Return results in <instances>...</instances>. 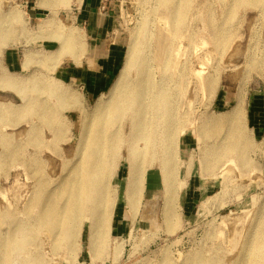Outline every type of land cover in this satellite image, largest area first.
Listing matches in <instances>:
<instances>
[{"label":"rangeland","instance_id":"rangeland-1","mask_svg":"<svg viewBox=\"0 0 264 264\" xmlns=\"http://www.w3.org/2000/svg\"><path fill=\"white\" fill-rule=\"evenodd\" d=\"M96 1L98 5L100 3L98 13L108 27L107 32L100 34L99 41L93 46L82 39L85 44L82 56L89 54L95 61L94 66L88 65L93 73L98 74L106 68L109 70V76L118 73L126 62L132 40L141 36L140 25L146 16H149L148 39L152 42L149 44L148 53L153 56L157 50V41H161L166 46L160 55L167 61L171 55L170 47L173 41L178 40L180 32H172L159 19L163 16L159 14L157 0ZM59 2L60 0L57 6L53 3L50 12L44 13L40 22L42 35H39L43 41L33 46L34 50L44 47L49 50L55 49L56 40L47 35L46 31L52 33L71 29L81 32V27L73 22V12L65 8L59 11ZM230 2L231 0H189L187 3L189 10L182 30L184 39L180 57L185 65L174 67V62H169L170 68L164 71L162 66L152 65L156 80L159 81V78L168 75L174 80V87L177 90L183 78L187 88L185 100L187 113L185 112L181 123L184 121L190 125L197 122L199 127L207 117L223 118V129L211 133L210 138L201 136V142L194 140L182 145L181 149H176L177 162L179 164L182 162L181 179L186 181L187 176L189 179L187 178L186 192L176 195L177 217L173 218L172 232L167 230V225L163 221L161 185L157 189L160 194L157 200V220L153 221L150 215L143 213L152 201H155L150 193L146 197L143 196L137 211H130L127 207L124 181L126 163L121 162L123 160L121 158L116 160L113 169L111 186L115 205L103 244L95 247L92 253L89 251L87 223L82 225L76 238H67L64 231L59 234V227L52 232L51 228L46 226L41 233L36 232L37 237L33 235L36 242L29 241L23 251L9 254L8 264H213L216 261L218 264H247L248 254H251L247 246L261 232L264 224V21L258 18L256 11L237 8L229 10ZM13 8L19 10L20 16L11 24L9 12ZM50 20L51 24L48 23ZM26 21L27 15L19 4L0 0L2 23L0 29L13 27L19 36L7 46L0 44V73L6 67L10 72L21 74L19 76L25 77L23 79L30 78L27 102L34 106L40 104L42 107H52L62 92L56 89L53 94L51 91L36 90L42 85L40 83L42 75L48 73L49 69L34 64L29 66L30 70L22 72L9 62V68L5 65L1 67L7 58L22 64L27 39L21 30L22 27H27ZM215 30L223 31L227 38L222 47L212 43V33ZM48 38L51 41L46 40ZM123 38L126 39L125 43H122ZM203 41L206 45L202 43ZM171 58H174V54ZM81 62L85 67V63ZM137 69L138 67L131 70V78L136 75ZM197 70H201L202 77L208 82L206 86L201 85L195 76ZM49 75L53 76L48 73V77ZM109 87L103 93L104 98H107ZM84 90L81 87L76 91L83 94ZM98 98L99 95L88 102L83 100L82 105L89 111L88 113L93 112ZM239 101H242L244 106L243 118L246 129L251 131L253 144L256 146L247 147L242 142L239 148L242 156H236V152L233 151L230 154L231 161L220 169L223 173L215 177L217 171L211 173L207 168L203 171L201 162L208 161V157L217 154L215 149H220L215 145L229 141L228 135L235 126L232 119L233 109ZM0 103L22 105L16 95L3 92L1 89ZM50 107H47L48 111L54 110ZM69 119L73 126L69 127L66 137L61 138L57 135V130L62 120ZM81 119L79 113H60L53 129L38 115H28L23 121H8L7 123L16 125L5 130L2 126L4 121L0 123V138L3 139V145L0 144V191L11 203V210L8 212L13 214L14 222L17 220L29 222L39 213L36 205L30 207L26 205L28 200L32 203L37 201L34 194L32 199L30 185L24 180V171L25 169L29 171L33 160H42L44 171L37 174L31 169L30 175L34 176L33 181L41 178L44 180L48 194H53V189L59 186L61 181L72 178L71 175L66 178V173L74 163L70 161L74 158L69 154L77 150ZM195 127L188 131L190 133L195 131ZM36 128H40L38 144L30 142L29 139ZM128 135V131L123 135L121 153H125V149L129 148ZM68 137L70 141H66ZM205 146L210 148L209 156ZM13 148L17 153V159L9 160L7 158ZM160 157V152L152 157L154 167L158 166ZM85 159L86 156L81 157V161ZM149 161L150 159H143L141 166L148 168ZM22 163L24 166L19 168L17 173L14 172L13 167ZM52 171L54 173L51 176ZM152 172H156V169ZM16 175H19L20 184L23 185L13 184ZM198 177L203 179L199 183L195 180ZM57 203L58 207H62L66 199L57 197ZM0 230H6V225L1 223ZM118 239L123 240V248L115 254L113 244Z\"/></svg>","mask_w":264,"mask_h":264},{"label":"bare ground","instance_id":"bare-ground-1","mask_svg":"<svg viewBox=\"0 0 264 264\" xmlns=\"http://www.w3.org/2000/svg\"><path fill=\"white\" fill-rule=\"evenodd\" d=\"M69 1L60 0L59 11H63L64 8L67 10L65 2ZM188 1L157 0L160 7L159 14L163 16L159 19L172 32H180L178 40L173 41L170 47L171 55L174 54V58H171V55L167 61L162 58L160 52L166 45H163L161 41H157V50H155L153 56L148 53L149 44L152 42L148 39L149 16H146L140 25L141 36L132 40L127 51L126 62L116 75L113 74L114 80L110 87L109 83L113 75L107 76L102 91L89 94L88 100L99 95L95 106L93 104L92 113H88L89 111H86L84 105H82L85 97L76 91L79 89L75 88L76 90H73L71 87L65 86L55 75H49L48 77V73L54 74L56 69L65 62H73L79 66L83 61L87 65H95L92 56L89 54L82 56L85 44L82 42L83 36L79 31L71 29L67 31H64V29L63 31L58 30L52 33L46 31L47 35L52 37L54 41L56 40L57 45H55L54 50L45 47L34 50L24 46V58L18 70L25 72L30 70L28 69L30 65L34 64L49 69L48 73L42 75L40 80L42 85L38 86L36 90L51 91L53 94H55L56 89L62 92V95L58 96L55 105L52 107L47 106L54 110L48 111L46 106L42 107L40 104L39 106L30 105L27 102L29 100L27 90H30L28 88L31 79H23L25 77L19 76L21 74L14 71L10 72L5 67L7 66L6 63L1 64V67L5 65V70L3 69L0 73V89L3 92L16 95L22 102L20 106L14 104L2 105L0 103V123L4 121L2 125L4 130L9 126L14 127L16 125L7 123L8 121H23L28 115H38L44 123L52 126L51 129L54 128L60 113L66 111L78 112L81 114L82 119L77 150L69 154L74 158L70 161H74V163L67 171L66 178L71 175V179H64L59 183V186L53 189V194H48L44 180L41 178L33 181L34 176L30 175L31 169L37 174L44 171L42 160H33L31 168H28L29 171L27 172V169L24 171V180L27 185H30L29 189L31 191L29 192L32 199H34V194L37 200L34 203L28 200L26 203V205H29L28 207L36 205L35 207L39 209L35 219H30L29 222H20L19 220L14 222L13 214L8 212V210H11V203L8 201L7 196L0 191V224L6 225V230H0V264H8L9 254L23 251L29 241L36 242V232L41 233L46 229V226L50 227L52 232L59 227V234L64 231L67 238H76L82 225L87 223L89 251L92 253V251H95V247L103 244L110 228L115 205L111 186L114 175L113 169L116 160L121 158L123 159L121 162L126 163V179L124 181L126 182L127 207L130 208V211H137L142 198L150 193L155 201H152V204L143 213L150 215L153 221L157 220V200L160 196L157 189L161 185L163 188V221L167 225L168 231L173 229V218L177 217L176 195L186 192L188 182V176L186 181L181 179L182 162L181 164L177 162L176 149H181L182 145L194 140L201 142V136L210 138L211 133L214 134L217 132L216 130L223 129V118L207 117L203 125L199 127L197 122L190 125H187L184 121L181 123L187 109L185 104L187 88L183 78H181L177 90L174 87L172 77L164 75L157 81L155 71L152 70V65L162 66V71L168 70L171 66V64L168 66L169 62H174V67L185 65L181 62L180 57L182 40L184 39L182 30L189 10L187 7ZM49 2L50 0L44 1V9H46L45 6ZM17 8L10 10L9 14L11 16L8 14L11 17V24H14L20 16ZM228 8L229 10L237 8L244 11H256L258 18L264 21V0H231ZM46 12H50V10L47 9ZM48 23L51 24V20ZM1 26L2 23H0V28ZM21 31L22 34L26 32L24 27ZM16 34L18 35V31L13 27L6 30L0 29V44L7 46L10 42L13 43V40L19 38ZM226 41L227 38L224 36L223 31L215 30L212 33V43L214 45L222 47ZM125 42L126 39L123 38L122 43ZM202 43L206 45V42L203 41ZM136 67H138L136 75L131 78L130 72ZM202 75L201 70L195 72L200 84L206 86L208 82ZM108 87L107 98H104L103 93ZM243 117L244 106L242 101H239L233 109L232 119L235 126L228 135L229 141L218 146L215 145L220 150L215 149L217 154L208 157V161L201 162L203 171L206 168L211 173L217 171V174H214L217 177L223 173L220 169L231 161L230 154L233 151L236 152V156H242L239 150L242 142L247 147L253 148L256 146L253 144L251 131L249 132L246 129L247 126ZM191 125L192 127H190ZM193 126H196L195 131L190 133L188 130L192 129ZM69 127H71V122L62 120L57 135L61 138L66 137ZM126 131L129 132L127 137L129 148L125 149V153H121L120 148ZM29 139L30 142L38 144L40 128H36ZM2 140L0 138L1 145H3ZM66 141H70V137ZM207 146L205 147L209 156L211 151ZM159 152L161 156L159 164L154 167L152 157ZM83 156H86L85 161H81ZM7 159H17L14 148L11 149V155ZM143 159H150L146 169L141 166ZM23 166V163L15 165L13 167L14 172L17 173L19 168L21 169ZM63 166L66 167L65 164ZM155 169L156 172H152ZM53 173L54 171L50 173L51 176ZM6 180H8V177H6ZM195 180L199 183L203 179L198 177ZM147 183H149L148 187ZM13 184L23 185V183L20 184L19 175H16ZM57 197L66 199V203L62 207H58ZM182 201L184 202V199ZM1 210L5 211L2 212ZM122 248L123 240H115L113 252L117 254ZM247 250L251 252V254H248L247 264H264V224L261 227V232L247 246ZM218 263L216 261L213 264Z\"/></svg>","mask_w":264,"mask_h":264},{"label":"crops","instance_id":"crops-1","mask_svg":"<svg viewBox=\"0 0 264 264\" xmlns=\"http://www.w3.org/2000/svg\"><path fill=\"white\" fill-rule=\"evenodd\" d=\"M8 1L19 4V6L25 11L27 15V27H25L26 32L24 34V37L27 39V48H33V46L36 44L41 43L43 40L39 37V35H42L40 22L43 20L44 13L47 11V9H52V6L54 5L53 3H55L57 6L58 1L50 0V2L46 4L48 7L45 6L46 9H44L43 6L44 1L46 0ZM65 3L66 9L70 10V12H73V22L81 27V32H79L83 36V39H85V41L90 43L92 46L97 44L100 34H105L107 32L106 28L108 27L104 18L98 13L100 3L98 5L96 0H70L69 2ZM8 62L11 66H21V64L13 59L7 58L6 61H4L7 66H9ZM84 65L85 67L82 66V64L78 66L73 62H65L62 63L52 75L57 76L65 86L77 89H80L81 87L84 88L85 90L82 93L85 97V100L88 102V97L91 92L93 93L95 91H102L104 82L106 81L107 76L109 77V70L108 68L105 70L102 69L99 71L100 73L95 74V72L93 73L89 69L90 66L87 64ZM92 87H94L93 90ZM65 113L73 114L78 112L66 111ZM69 121L71 122V126H73V122L70 119Z\"/></svg>","mask_w":264,"mask_h":264}]
</instances>
